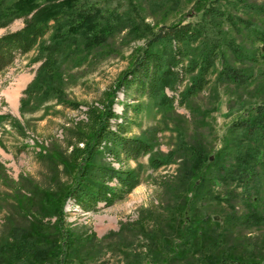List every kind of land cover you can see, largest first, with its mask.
Instances as JSON below:
<instances>
[{
	"label": "trees",
	"instance_id": "trees-1",
	"mask_svg": "<svg viewBox=\"0 0 264 264\" xmlns=\"http://www.w3.org/2000/svg\"><path fill=\"white\" fill-rule=\"evenodd\" d=\"M116 2L0 0V29L6 30L0 36V75L37 49L31 64L39 67L23 92L21 109L32 101L56 99L59 104L78 110L80 105L70 101L64 92L72 72L84 66H97L113 56L117 51L113 47L116 39L120 38L123 44L144 40L135 62L109 90L102 108L88 107L85 112L89 120L85 128L90 133L87 138L84 133V138L79 139V144L85 143L84 148L77 147L72 153V168L78 176L75 187L66 195L84 212H97L101 206L112 207L141 184L138 171L96 164L102 152L115 161L122 158L137 161L154 150L149 141L127 136V115L123 113L120 117L113 110L119 90H135L141 97L154 101L159 110L172 109L178 101L180 106L188 107L196 120H201L203 115L199 112L197 117L199 108L194 99L206 88L209 76L220 62L218 80L222 85L264 95V53L258 57L248 54L252 47L248 45V33L239 36L240 46L230 47L221 37H218L221 41L210 39L212 26L208 22L181 21L154 29L145 22L139 5L130 2L129 7L118 6ZM248 6L251 0H198L196 12L205 14L210 22L216 21L215 29L219 27L220 32L224 22L240 31L243 23H249L241 16L250 9ZM19 20L23 21V27L9 30ZM261 20L264 26V17ZM243 28L252 27L242 25ZM256 32L252 39L264 45V29ZM255 69L261 72L256 75ZM186 76L193 77V81L181 91ZM119 119L122 122L118 123ZM207 152L200 143L185 144L151 160L159 168L180 159L185 168L181 183L184 188L192 183V191L204 188L206 196L211 194L210 187L213 189L220 183L226 190V194H220L225 196L221 198L225 203L221 209L225 216L222 225L204 214L179 213L181 218L176 219L180 224L179 242L166 248L170 254L154 256L157 258L154 264H264V242L261 246L250 244L253 233L264 234V98L244 106L242 115L230 125L214 161ZM62 213L63 206L55 213L59 217L55 226L60 235L64 233L60 225ZM26 235L24 241L13 239L1 248L0 264L51 261L67 264L70 255L66 250L72 244L68 233L63 244L58 240L43 243L42 235L34 236L36 241L30 243Z\"/></svg>",
	"mask_w": 264,
	"mask_h": 264
},
{
	"label": "rangeland",
	"instance_id": "rangeland-1",
	"mask_svg": "<svg viewBox=\"0 0 264 264\" xmlns=\"http://www.w3.org/2000/svg\"><path fill=\"white\" fill-rule=\"evenodd\" d=\"M130 2L140 6L145 22L154 29L181 21L208 22L212 26L210 39H222L226 45L237 47L241 45L239 36L248 33V45L252 46L248 54L258 57L264 53V45L252 39L256 31L264 29L261 22L264 0H251L250 9L241 13L249 21L242 25H250L251 29H242L241 25L239 31L238 27L232 29L233 26L224 22L220 25L221 32L219 27L215 29L216 21L210 22L205 14L196 12L198 0H118L116 3L129 7ZM22 27L23 21L19 20L9 30ZM5 32L0 29V36ZM121 41L119 38L113 42L117 50L113 56L97 66L74 70L66 80L64 92L70 101L80 105L78 110L61 105L56 99L32 101L24 109L14 110L8 95L32 68L34 78L39 64L32 65L31 61L37 49L0 75V250L13 239L23 240L26 233L30 243L36 241L34 236L41 235L43 243L47 240L62 243L68 233L72 244L66 250L70 255L67 264H154L155 257L170 254L166 248L175 247L179 242L180 224L176 221L179 213L188 211L190 216L199 213L216 218L221 225L224 222L221 209L225 203L221 198L225 196L220 194L226 190L221 183L213 189L210 187L211 194L206 196L204 188L192 191V183L183 187L185 168L180 159L159 168L151 163L153 158H162L180 145L199 143L214 161L230 125L242 115L244 106L263 100L264 95L249 89L222 85L218 80L222 70L220 62L209 76L206 88L194 99L200 110L196 115L199 112L203 115L201 120H196L188 107L180 106L178 101L172 109L159 110L154 101L141 97L135 90H119L113 110L120 117L123 113L127 115V136L149 141L154 150L137 161L124 158L115 161L102 152L95 163L138 171L141 184L124 200L112 207L101 206L97 212H84L73 199L66 197L75 187L78 176L72 168V153L77 147L84 148L85 143L79 144V139L82 134L87 138L90 133L85 128L89 123L85 112L88 107L102 108L109 90L131 68L144 46V40L129 44ZM260 72L255 69L256 75ZM192 81L193 77L186 76L180 90H185ZM167 93L172 96L170 91ZM62 206L60 225L64 233L60 235L55 226L59 217L55 213ZM251 237L250 244L261 246L264 242V234L253 233Z\"/></svg>",
	"mask_w": 264,
	"mask_h": 264
},
{
	"label": "crops",
	"instance_id": "crops-1",
	"mask_svg": "<svg viewBox=\"0 0 264 264\" xmlns=\"http://www.w3.org/2000/svg\"><path fill=\"white\" fill-rule=\"evenodd\" d=\"M33 81V68L31 70V72H29L28 74H26L25 76H23L20 81L19 84L17 86V88L10 93L8 96L10 99L13 100V108L14 110H19L21 107V94H23V91L28 87V85ZM21 93V94H20Z\"/></svg>",
	"mask_w": 264,
	"mask_h": 264
},
{
	"label": "built area",
	"instance_id": "built-area-1",
	"mask_svg": "<svg viewBox=\"0 0 264 264\" xmlns=\"http://www.w3.org/2000/svg\"><path fill=\"white\" fill-rule=\"evenodd\" d=\"M32 144H34V142H32Z\"/></svg>",
	"mask_w": 264,
	"mask_h": 264
}]
</instances>
